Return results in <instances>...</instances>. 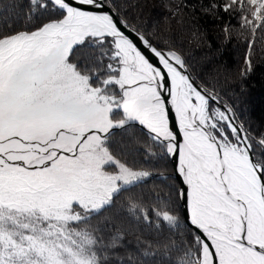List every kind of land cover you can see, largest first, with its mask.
I'll list each match as a JSON object with an SVG mask.
<instances>
[{
    "label": "snow or ice",
    "instance_id": "6c2138e0",
    "mask_svg": "<svg viewBox=\"0 0 264 264\" xmlns=\"http://www.w3.org/2000/svg\"><path fill=\"white\" fill-rule=\"evenodd\" d=\"M257 40L264 0H0V264H264Z\"/></svg>",
    "mask_w": 264,
    "mask_h": 264
},
{
    "label": "trees",
    "instance_id": "16d2710c",
    "mask_svg": "<svg viewBox=\"0 0 264 264\" xmlns=\"http://www.w3.org/2000/svg\"><path fill=\"white\" fill-rule=\"evenodd\" d=\"M205 27L208 29V35L210 38H215L217 35L220 36V40H223V33L221 32L222 25H212V24H206ZM239 25H236L235 22L233 24V28H238ZM184 39L191 42V47L196 50L197 56L203 55L205 51H207L206 44H201L198 40L191 37L189 34H184ZM220 41H216L217 44H219ZM237 41L233 39L232 44H236ZM228 52L231 53L233 58H237V53L234 51V49L229 46L227 49ZM209 55H217V53H209ZM254 58L257 61V63L264 62V42H261L257 40L256 44L254 45ZM233 67H238L236 65H233ZM264 77V73H262L260 70L257 72V79H260ZM255 83V81H253ZM257 92H259V88L257 89ZM256 95V93H254ZM171 171V169H169Z\"/></svg>",
    "mask_w": 264,
    "mask_h": 264
}]
</instances>
